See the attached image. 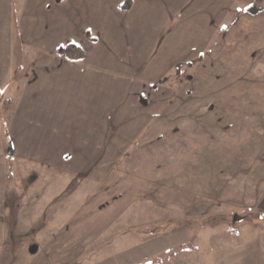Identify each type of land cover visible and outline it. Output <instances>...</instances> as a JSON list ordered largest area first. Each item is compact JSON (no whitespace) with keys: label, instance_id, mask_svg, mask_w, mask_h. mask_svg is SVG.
Wrapping results in <instances>:
<instances>
[{"label":"crops","instance_id":"1","mask_svg":"<svg viewBox=\"0 0 264 264\" xmlns=\"http://www.w3.org/2000/svg\"><path fill=\"white\" fill-rule=\"evenodd\" d=\"M125 2L0 0V247L12 163L37 185L46 178L52 185L99 182L107 202L123 196L128 210L138 200L126 163L149 154V179L166 185L163 157L181 136L175 123L198 116L196 100L164 75L189 63L205 74L222 65L255 74L256 89H264V0L256 15L244 11L256 0H131L124 11ZM70 42L82 47L84 60L58 54Z\"/></svg>","mask_w":264,"mask_h":264},{"label":"rangeland","instance_id":"2","mask_svg":"<svg viewBox=\"0 0 264 264\" xmlns=\"http://www.w3.org/2000/svg\"><path fill=\"white\" fill-rule=\"evenodd\" d=\"M188 65L163 79L178 82L198 111L175 123L181 136L161 168L167 184L151 182L149 154L140 152L126 163L138 200L126 210L123 196L107 202L99 182L52 185L46 178L37 185L12 163L0 264H264V105L257 102L264 103V89H256L255 74L222 65L205 74Z\"/></svg>","mask_w":264,"mask_h":264},{"label":"trees","instance_id":"3","mask_svg":"<svg viewBox=\"0 0 264 264\" xmlns=\"http://www.w3.org/2000/svg\"><path fill=\"white\" fill-rule=\"evenodd\" d=\"M260 1H262V0H256V3L248 6L244 11L250 15L258 14L259 12H261L263 10V8L258 6V4H257V2H260ZM131 4H132L131 0H126L124 5H122V10H124V11L128 10L130 8ZM88 37H90V39H92L93 41L97 40V38L94 37L89 32H88ZM58 54L61 56H65L67 59H70L72 61H81V60H84L86 57L84 50L76 42H70V43L61 45L58 49ZM183 247L192 248L186 244L180 246V248H183ZM140 264H156V262H155V260H152V261H147V262L140 263Z\"/></svg>","mask_w":264,"mask_h":264},{"label":"water","instance_id":"4","mask_svg":"<svg viewBox=\"0 0 264 264\" xmlns=\"http://www.w3.org/2000/svg\"><path fill=\"white\" fill-rule=\"evenodd\" d=\"M9 153H10L11 155H13V153H14V149H13V144H12V142H10ZM36 251H37V246H36V245H33V246L31 247V253H36Z\"/></svg>","mask_w":264,"mask_h":264}]
</instances>
